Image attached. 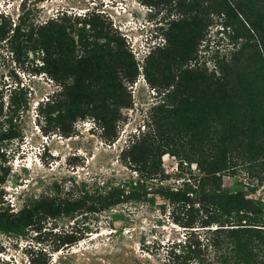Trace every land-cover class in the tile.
<instances>
[{"label":"rangeland","instance_id":"obj_1","mask_svg":"<svg viewBox=\"0 0 264 264\" xmlns=\"http://www.w3.org/2000/svg\"><path fill=\"white\" fill-rule=\"evenodd\" d=\"M83 14L97 16L104 26L80 45ZM176 15L140 0H0V132L11 129L0 147V207L15 211L42 195L73 198L82 190L127 189L148 172H162L145 180L148 188L240 184L264 199V151L242 138L213 149L186 143L197 131L186 119L190 112L160 106L162 94L144 80L146 57L164 43ZM218 22L213 18L203 38L194 39L191 64L203 60L210 68V54L229 48L228 30ZM39 40L51 47L46 63L31 49ZM93 82L98 87L83 91ZM65 84L86 95L84 113L72 121L68 111L81 101H67ZM107 93H119L125 105L108 100L106 108L89 109V102ZM18 96L24 103L12 111L9 99ZM47 98L57 102L54 108L48 109ZM161 202L147 195L74 219L41 216L32 225L0 231V264H173L168 255L179 252L176 244L189 228L174 223L171 206L164 202L161 209ZM83 226L89 231L79 230ZM71 230L77 240L66 245Z\"/></svg>","mask_w":264,"mask_h":264},{"label":"trees","instance_id":"obj_2","mask_svg":"<svg viewBox=\"0 0 264 264\" xmlns=\"http://www.w3.org/2000/svg\"><path fill=\"white\" fill-rule=\"evenodd\" d=\"M140 1L146 5H161L177 14L168 25L164 43L146 57L143 75L146 83L162 94L160 106L190 112L186 119L194 123L197 131L186 143L213 149L242 138L250 148L264 151V0ZM192 12L197 24L193 35L189 31ZM82 17L81 25L77 27V41L85 45L90 33L100 32L104 22L94 15L87 19L85 14ZM213 18L219 20L223 31L227 28L230 46L221 54L217 51L210 54V68L204 66L203 60L191 64L194 39L203 38V30ZM86 23L88 28L84 27ZM72 43L71 39L69 46ZM31 49L40 51L46 63L51 49L47 43L39 40ZM94 87H98L95 82L86 83L83 91ZM117 87L118 92L124 89L120 80ZM63 89L67 101L71 98L81 101L86 96L82 88L74 84H65ZM108 100L116 105L126 103L119 93H107L95 102H89V109L106 108ZM9 102L13 111L24 103V98H10ZM45 103L48 109L57 104L49 98ZM86 103L81 101L70 108L68 120L82 115L84 109L80 106ZM99 119L106 123L105 116ZM54 120L66 129L67 124L61 117ZM10 130L0 132V147L2 140L11 136ZM155 169L161 171L158 164ZM157 173L162 172L140 176L136 185L127 189L116 186L105 192L82 190L73 198L42 195L15 211L0 207V231L32 225L41 216L74 219L77 215L94 214L153 195L162 201L161 209L164 202L171 206L174 223L189 228L182 243L176 244L179 252L169 249L168 257L173 264H190L191 261L196 264H264V199L254 196L252 190L240 184L231 189L187 182L178 187L145 186V180L154 179L153 175ZM81 229L89 231L87 226ZM75 233V230L69 231L68 239L64 241L66 245L77 240Z\"/></svg>","mask_w":264,"mask_h":264}]
</instances>
